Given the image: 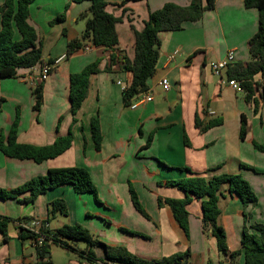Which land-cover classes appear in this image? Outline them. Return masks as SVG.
<instances>
[{
    "label": "crops",
    "instance_id": "obj_1",
    "mask_svg": "<svg viewBox=\"0 0 264 264\" xmlns=\"http://www.w3.org/2000/svg\"><path fill=\"white\" fill-rule=\"evenodd\" d=\"M124 1L107 0V11L120 18L115 27L118 44L112 50H105L88 41L83 46L89 47L88 51L81 48L69 57L67 44L80 40L85 23L81 15L88 11L89 2L33 0L29 6L28 21L37 32L42 59L54 63L42 83L43 99L38 112L33 109L35 86L31 84L39 81L37 66L20 70L13 79L0 78V132L9 131L18 108V143L51 145L58 136L67 135L69 129L73 139L62 155L42 163L7 158L0 152V189L18 188L32 178L44 176L50 169L83 168L104 204V213L96 210L94 215L106 220L109 228L91 220L88 208L92 194L77 195L70 185L51 189L32 203L21 202L29 197L28 192L17 199H0V216L10 220L7 243H2L0 233V264L19 261L37 264L33 247L18 238L20 223L36 218L47 223L50 230L63 225L87 226L95 233L101 232L99 235L107 238L109 247H124L144 260L189 251L187 264H193L194 260L198 261L196 264H243L242 253L234 260L230 255L242 252L244 210L255 220L254 224L264 225V153L253 147L254 142H264V96L254 97L256 105L247 103L245 93L219 86L210 70V65L225 58L228 51H233L234 63L248 61V42L258 28L257 11L246 8L243 0H215L214 8L204 9L199 21L186 23L178 31L160 33L156 72L148 79L145 93L151 96V101H141L143 93L126 106L116 81H130L131 75L121 69V62L124 58L128 61L134 58L133 30L141 31L149 13L164 4L186 6L191 0ZM201 1L205 7V0ZM2 3L0 0V6ZM62 14L65 17L62 22L49 25ZM174 53L175 57L169 59ZM112 55L121 61L111 65ZM96 61L98 72L89 77L86 97L73 123L69 76ZM162 79L170 84L167 92L159 85ZM261 79L259 75L255 77ZM132 104L137 106L131 108ZM96 116L102 135L99 152L95 151L90 135V120ZM241 116L246 121L244 140L239 136ZM196 118L204 124L216 120L220 123L200 132L195 126ZM191 174L204 178L240 174L257 196V205L244 209L241 201L229 196L224 186L218 221L226 234L227 255L218 254L215 240L203 232L199 200L193 199L187 206L188 237L174 220L170 208L158 204V199H183V191L166 183L183 180ZM129 184L148 218L133 207ZM55 200L64 201L68 209L66 216L49 214L50 204ZM58 247L65 256L55 258L50 252L46 264L81 261L75 252ZM96 249L92 251L101 260L104 250L99 253Z\"/></svg>",
    "mask_w": 264,
    "mask_h": 264
},
{
    "label": "trees",
    "instance_id": "obj_2",
    "mask_svg": "<svg viewBox=\"0 0 264 264\" xmlns=\"http://www.w3.org/2000/svg\"><path fill=\"white\" fill-rule=\"evenodd\" d=\"M87 1L89 9L81 15L85 20V28L80 40H74L67 44L66 56L69 57L75 51L83 48L85 42H91L94 47H101L105 50H112L118 44L116 24L120 18L115 17L107 11V0H72L74 3ZM143 0H125L127 2H137ZM33 0H3L0 6L1 28H0V78L13 79L18 76L20 70H27L34 67L41 68L44 64L52 65L54 61L46 62L42 59V50L38 35L33 26L30 25L29 6ZM215 0H205V7L201 0H191L186 6H179L173 3H166L159 10L149 13L148 19L144 22L141 31L133 30L134 34V58L132 61L123 59L121 69L131 75L128 88L123 92V101L126 106L136 96L147 92V81L156 72V65L159 57V34L163 32L178 31L186 23L197 22L202 18L203 10H212ZM243 4L248 9H255L258 14V28L256 34L248 42L249 59L245 62H235L230 64L225 74L228 79H235L240 83L245 96L244 100L256 105L255 96H264V88L261 81L264 79V0H243ZM64 14L57 16L49 25L60 23L64 20ZM18 36V37H16ZM117 57H110V64H114ZM98 61L84 67L79 73L69 76V101L70 113L73 123L76 122L75 115L81 107L87 93L89 77L98 72ZM259 75L261 81L255 80ZM44 81H38L32 90L34 98L33 109L38 112L42 105V90ZM20 121V110L17 108L14 120L9 131L4 134L0 132V152L7 158L17 160H32L35 163L54 159L67 151L72 144V131L69 129L67 135L58 136L51 145L37 147L17 142V130ZM219 121H210L206 124L195 119V126L200 132L219 125ZM246 121L243 116L240 119V139L245 138ZM58 131V128L56 129ZM90 135L95 151L101 149L102 135L100 131L99 119L94 117L90 120ZM186 142V141H185ZM85 143V141H84ZM253 147L264 153V142L262 144L253 143ZM85 149V145H84ZM70 185L77 195L90 193L95 202L97 199L95 186L89 173L83 168H62L50 169L44 176L35 177L24 183L22 186L12 189H0V199H17L21 194L28 192L29 197L21 200L22 203H32L35 199L51 189ZM167 186L175 187L184 192L183 199H158V204H166L173 215L174 220L183 231L186 237L189 233L187 206L193 199L200 201L202 210V229L209 233L215 240L218 254L227 255L226 234L219 224V200L224 196V186L229 196H236L242 203L244 209L256 206L258 199L250 184L240 175H218L211 178H204L191 174L180 181H171ZM129 194L131 202L136 211L148 218L142 208L138 196L133 187L129 184ZM61 213L66 216V205L62 200H55L50 204L49 214L51 216ZM250 214L243 212V234L241 239L242 252H234L231 259L243 254V264H264V225H247ZM9 219L0 216V233L2 243H7V226ZM46 240L51 243L44 244L38 252L37 264H46L50 256V246L58 245L69 252L82 258L84 256L102 263L112 262L115 264H187L190 257L189 251L177 253L169 257L158 260H144L136 257L124 247H105L104 256L101 260L96 258L92 251L93 247L101 245L93 239L87 229L79 224L63 225L59 229H43L41 232ZM135 235V234H134ZM19 240L23 244H28L33 235L19 228ZM84 242L86 247L83 250L77 248L78 242Z\"/></svg>",
    "mask_w": 264,
    "mask_h": 264
},
{
    "label": "built area",
    "instance_id": "obj_3",
    "mask_svg": "<svg viewBox=\"0 0 264 264\" xmlns=\"http://www.w3.org/2000/svg\"><path fill=\"white\" fill-rule=\"evenodd\" d=\"M90 48L85 47L83 48L84 51H88ZM176 53L172 54L169 56V59H173L175 57ZM60 61V60H59ZM234 53L233 51H228L225 58L214 62L210 65V70L213 74L218 79V84L221 87H227L232 89L235 92H241L244 93L243 89L240 86V83L236 81L235 79H228L227 76L225 75V71L227 67L234 63ZM52 65L49 64H44L41 68H39L36 74V78H38L39 81H45L51 71ZM128 83L129 82H123V81H116V84L119 86L121 92H125L128 88ZM32 86H36V84L32 81L31 82ZM159 85L163 88V91L167 92L170 89V84L167 79H162L159 82ZM261 87L264 88V79L261 81ZM144 98L141 101L144 102H149L151 101V96L149 94L144 93ZM140 101V102H141ZM137 104H132L131 108H135ZM213 114V113H212ZM20 228L30 232L33 235V238L29 241V244L33 247L35 252H38V250L46 243L50 244L51 240H46L45 235H43L41 232L43 229L48 228L47 223L42 221L41 219H32L31 221L28 222H21L20 223ZM17 264H24L22 261L17 262ZM78 264H115L112 262H105L102 263L97 260H93L91 258H88L86 256L81 258V261Z\"/></svg>",
    "mask_w": 264,
    "mask_h": 264
},
{
    "label": "rangeland",
    "instance_id": "obj_4",
    "mask_svg": "<svg viewBox=\"0 0 264 264\" xmlns=\"http://www.w3.org/2000/svg\"><path fill=\"white\" fill-rule=\"evenodd\" d=\"M81 19L84 20L83 18H81ZM83 27L85 28V23L84 22H83ZM97 199L100 202V204H97L95 202L94 197L92 195H90V206L88 208L89 209V215L91 217H93V218H91V220L94 221L95 224H98V226L101 225L102 227L108 229L109 228L108 227V222L106 220H102L101 218H97L98 216L94 215V213H95L96 210L98 212L104 213V204H103V201L101 200V198L99 197V195H97ZM80 205H82L81 202H80ZM66 211L68 213L67 206H66ZM254 221L255 220L253 218H248L247 225H253L254 224ZM82 227H84L85 229H87L89 231V233L93 236V239H95L96 241H98L101 244V245L95 247V248H97L96 251H98L99 253H102L103 250L105 251L104 246L105 247L108 246L107 238H104V237L100 236L99 234L101 232L95 233V232H93L94 230L88 228L87 226H82ZM110 230H112V229H110ZM209 240H213V239H209ZM210 242H213V241H210ZM76 246H77V248H80V249L83 250L86 247V244L81 241V242H78ZM49 251L51 253H53V255L55 256V258H57L58 256L60 258H62L63 256H65V253L57 245H51ZM73 254H75V253H73ZM71 255H72V253H71ZM192 263L193 264H196V263H198V261L196 262V260H194Z\"/></svg>",
    "mask_w": 264,
    "mask_h": 264
},
{
    "label": "water",
    "instance_id": "obj_5",
    "mask_svg": "<svg viewBox=\"0 0 264 264\" xmlns=\"http://www.w3.org/2000/svg\"><path fill=\"white\" fill-rule=\"evenodd\" d=\"M47 256H49V255H47Z\"/></svg>",
    "mask_w": 264,
    "mask_h": 264
}]
</instances>
